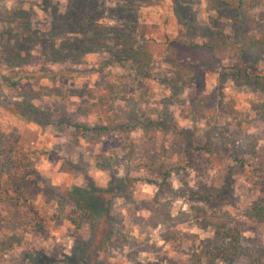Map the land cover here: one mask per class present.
I'll list each match as a JSON object with an SVG mask.
<instances>
[{
  "label": "rangeland",
  "instance_id": "1",
  "mask_svg": "<svg viewBox=\"0 0 264 264\" xmlns=\"http://www.w3.org/2000/svg\"><path fill=\"white\" fill-rule=\"evenodd\" d=\"M135 24L171 51L252 30L212 0H0V264H252L264 247L259 82L232 60L188 80L169 55L139 64L120 51ZM243 60L264 76L263 52Z\"/></svg>",
  "mask_w": 264,
  "mask_h": 264
},
{
  "label": "trees",
  "instance_id": "2",
  "mask_svg": "<svg viewBox=\"0 0 264 264\" xmlns=\"http://www.w3.org/2000/svg\"><path fill=\"white\" fill-rule=\"evenodd\" d=\"M255 1L212 0L216 10L225 7L245 13L248 16L252 30L246 37L240 36L237 39H231L226 34L216 30L210 43L198 47L185 44L175 47L171 51L170 45L164 46L156 40L154 31L149 26L135 24L134 34L137 38L136 42L133 43L130 40L124 41L125 43L121 44L120 51H127L126 56L131 55L133 58H137L139 64H150L157 56H172L176 60L177 67L185 74L186 80L193 79L204 72L210 71L217 63L232 60L235 62V68L238 69L237 79L240 80L239 82L242 84H250L253 81H257L260 84V89L264 92V76L244 73L245 77H242V68L243 64H245L243 63V58L248 49L253 47L264 53V30H258L256 28L259 24L253 11ZM261 6L264 10V0H262ZM9 178L12 181H17L19 180V175L17 172H14ZM79 206L85 210L90 209L95 214L94 208L85 207L84 205ZM29 207L35 213L37 221L27 227H23V230L26 233L40 234L45 229L44 220L32 203L29 204ZM253 210L257 220L264 224L263 197L259 202H255ZM83 216V214L81 216H74L72 220L75 224H79ZM219 231L223 237L228 239V256L245 254V248L241 244L242 234L238 227L221 226ZM249 256L252 264H264V247L256 248Z\"/></svg>",
  "mask_w": 264,
  "mask_h": 264
}]
</instances>
